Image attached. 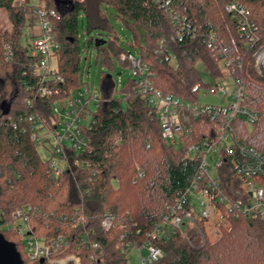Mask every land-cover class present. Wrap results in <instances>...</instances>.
<instances>
[{
	"label": "trees",
	"instance_id": "obj_1",
	"mask_svg": "<svg viewBox=\"0 0 264 264\" xmlns=\"http://www.w3.org/2000/svg\"><path fill=\"white\" fill-rule=\"evenodd\" d=\"M59 1L67 3L56 0H47V3L60 15L54 22V31L60 44L58 75L62 81L59 86L66 95L83 85L86 62L93 54L98 66L113 70L115 61H119L124 52L118 36L101 32L91 35V30L110 29L105 8L112 7L117 20L136 33V44L132 46L153 73L156 92L196 103L202 89H208L213 81L224 79L227 74L222 66L224 59L239 56L242 69L237 75L243 79L250 94L249 105L260 108L264 80L258 75L253 54L264 44V0H169L174 13L191 22L196 29L194 39L189 37L169 44L173 57L156 53L160 43L174 36L178 27L154 0ZM230 2H238L251 12L260 28V43L247 49L235 21L225 11ZM34 8L16 7L14 0H0V9L6 11L12 25L11 31L0 34V224L12 222L13 212L18 208L38 207L42 213L32 220L36 233L69 236L70 245L61 256H78L81 264H92L89 259L94 254L92 243L100 245L102 254L95 264H129L128 256L121 248L128 244L139 247L146 242H152L165 252L159 264H264V219L259 217H229L230 227H221L220 236L215 240L206 234L208 221H200L198 225L205 236L204 243L195 228H188L185 236L176 231L169 240L149 237L155 226L167 217L168 207L175 204L192 184L199 163L163 139L159 122L150 113L146 98L136 93L134 79L122 89L116 86L109 95H103L94 123L86 130L89 150L83 155L71 154L72 158L98 164L97 176L90 182V174L78 170L65 174L60 181L51 179L48 161L40 158L28 132H23L26 125L19 119L30 110L28 101H32L34 112L46 118L50 115L49 101L37 95L31 59L22 46L25 29L36 19ZM84 17L88 22V39L84 32L82 50L79 26ZM138 29L145 33L144 45ZM211 34L215 36L213 41ZM98 39L104 40L105 44L97 47ZM5 48L13 52L11 61L4 58ZM84 54L89 58H85L82 66ZM108 76L103 74V82L108 81ZM3 102L11 103L6 116L1 109ZM10 117L15 126L9 121ZM187 119L184 125L188 131V144L214 136L217 127L213 120ZM240 129L249 145L264 150V117L252 134L248 135L244 126ZM118 138L121 141L116 143ZM135 165L145 173L137 183L133 182L137 174ZM234 173L235 165L231 159H226L219 170V179L225 192L232 196L241 187ZM77 209L86 218L81 227L43 215L72 216ZM106 213L118 219L108 232L101 226ZM2 234L16 245L24 264H42L27 257L19 235L8 230ZM84 235L88 244L82 242Z\"/></svg>",
	"mask_w": 264,
	"mask_h": 264
},
{
	"label": "built area",
	"instance_id": "obj_2",
	"mask_svg": "<svg viewBox=\"0 0 264 264\" xmlns=\"http://www.w3.org/2000/svg\"><path fill=\"white\" fill-rule=\"evenodd\" d=\"M154 1L165 9L171 23L178 27L174 36L160 43L156 53L171 54L173 57L169 44L184 38L194 39L196 29L191 22L180 19L174 13L169 7V0ZM225 11L235 21L239 33L246 41L247 49L260 43V28L244 5L230 2L226 5ZM33 13L36 19L25 29L22 46L31 59L30 67L36 80L37 95L40 99L49 101L50 115L46 118L34 112L31 110L32 101H28L27 106L30 110L19 117L26 125L23 132H28L37 150L40 148L48 150L50 154L48 166L52 180L60 181L65 174L80 170L87 171L90 174L89 181L92 182L98 174L99 165L91 160L72 158L71 154L78 156L87 153L89 141L86 130L94 123V116L102 105L103 95H109L117 85L109 79L103 82L101 97L84 79L81 87L66 95L59 86L62 81L58 75L60 44L54 31V22L60 19V15L58 11L49 7L47 0H40ZM214 38V34H211L210 40L213 41ZM4 58L6 61L12 60L13 52L9 48H5ZM253 59L258 75L263 79L264 44L253 54ZM119 61L127 63L132 70L131 79L136 82V93L146 98L150 113L155 115L159 122L163 139L168 145L184 150L187 157L196 159L199 163L192 184L175 204L168 207L167 217L155 226L149 237L169 240L176 231L185 236L188 228H195L204 243L205 236L198 225L200 221L206 220L207 224L213 221L215 225L221 227L228 223L229 217L264 219V150L249 145L240 129V126H244L254 130L260 124L264 117V91L261 94L260 108H252L249 105L250 94L247 87L243 79L237 75L242 69L240 57L224 59L222 66L228 74L227 78L213 81L208 88L210 95L220 96L226 100L225 106L200 105L197 102H184L170 95H163L155 91L153 73L138 56L131 52H123ZM187 118L213 120L217 127L214 136L188 144L186 141L188 131L184 125ZM9 121L15 126L12 117ZM120 141L121 138H118L116 143ZM226 159H231L235 165L234 177L241 184V187L235 190L234 196L225 192L219 179V170ZM136 172L134 183L145 177L139 166H136ZM89 192L90 190H87V193ZM76 211L72 216L58 217L54 213L43 215L81 227L86 218L80 209ZM41 213L40 208L31 205L18 208L13 212L12 222L0 224V233L8 230L19 235L25 254L30 260H44L47 264H81L78 256H61L70 245L69 236L36 233L32 220ZM116 223L118 219L106 213L101 226L108 232ZM139 233L140 231L137 232ZM124 238L123 235L122 239ZM82 242L88 244L86 235L83 236ZM91 248L94 254L89 259L95 264L102 258L101 248L98 243H92ZM121 249L127 256L130 251L136 249L140 254V264H159L165 257V252L152 242H146L139 247L128 244ZM143 252L146 254H142Z\"/></svg>",
	"mask_w": 264,
	"mask_h": 264
},
{
	"label": "rangeland",
	"instance_id": "obj_3",
	"mask_svg": "<svg viewBox=\"0 0 264 264\" xmlns=\"http://www.w3.org/2000/svg\"><path fill=\"white\" fill-rule=\"evenodd\" d=\"M31 3H32L31 6H38V4L40 3V0H31ZM105 9L110 19L109 20L110 29L109 30L99 29L98 31L91 30V35L95 36L96 32L112 33L118 36L119 46L122 49V51L131 52L132 54H135L136 56H138L136 49L134 48V46H132L136 44V33L130 28H128L122 21L117 20L116 12L112 7H108ZM87 23H88L87 19L84 17L83 24L80 23V26H79V35H80L82 50L84 48V39H83L84 32L87 35V26H88ZM11 29H12V25L10 23L8 14L6 13L5 10L0 9V34L7 33L11 31ZM138 34L141 39L142 45H144L145 43L144 31L142 29H138ZM87 39H88V35H87ZM87 57L89 58V55L88 56L86 54L83 55L82 66L85 65L84 60ZM103 74L111 75L113 82L117 86H119V89H122V87L131 79L132 70L130 69V67L125 66L118 60L115 61L113 70H109L108 68H102L101 65L98 66L96 64L95 54H93L92 58L91 59L89 58L88 61L86 62L84 77H85V81L89 82L92 86V89H96L97 93L101 97L103 95V90H102ZM114 96L117 98L120 97L119 94H114ZM197 103H199L200 105H209V106H225L226 100L220 96L210 95L208 89H202L199 92ZM252 131L253 129L247 128L248 134H251ZM38 153H39L40 158L43 161L49 160L50 154L47 149L40 148L38 149ZM221 227L228 228L230 227V223L228 222L224 226H221ZM221 227H218L217 225H215L213 221H210V223L207 224L206 229H205L206 234L209 237V239L211 240L217 239L220 236ZM142 254L145 255L146 253L143 252ZM128 259H129V264H140V254L138 253L136 249H133L132 251H130Z\"/></svg>",
	"mask_w": 264,
	"mask_h": 264
},
{
	"label": "water",
	"instance_id": "obj_4",
	"mask_svg": "<svg viewBox=\"0 0 264 264\" xmlns=\"http://www.w3.org/2000/svg\"><path fill=\"white\" fill-rule=\"evenodd\" d=\"M57 3H67L56 0ZM105 44L104 40L98 39L96 41V46L99 47L100 45ZM109 80H112V76H108ZM264 79V75H263ZM11 103L3 102L1 105V109L3 111V115H8L10 112ZM0 195H1V188H0ZM40 263H44V260H41ZM0 264H24L22 260V256L18 251L16 245L12 242L6 240L4 235L0 233Z\"/></svg>",
	"mask_w": 264,
	"mask_h": 264
},
{
	"label": "crops",
	"instance_id": "obj_5",
	"mask_svg": "<svg viewBox=\"0 0 264 264\" xmlns=\"http://www.w3.org/2000/svg\"><path fill=\"white\" fill-rule=\"evenodd\" d=\"M31 0H14V6L22 7V6H31Z\"/></svg>",
	"mask_w": 264,
	"mask_h": 264
}]
</instances>
